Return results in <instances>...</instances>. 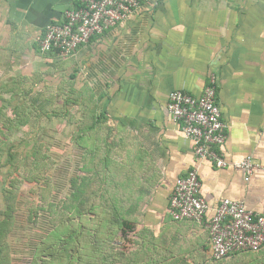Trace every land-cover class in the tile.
I'll return each mask as SVG.
<instances>
[{
  "label": "crops",
  "instance_id": "crops-1",
  "mask_svg": "<svg viewBox=\"0 0 264 264\" xmlns=\"http://www.w3.org/2000/svg\"><path fill=\"white\" fill-rule=\"evenodd\" d=\"M78 3L0 0L1 85L27 78L29 92L69 88L74 104L85 98L84 107L105 114L92 133L107 160L101 183L116 190L119 218L133 221L129 251L141 254V264H227L247 253L214 260L208 224L225 198L264 207V0L144 3L68 58L43 52L46 26L63 22ZM212 76L227 124L219 149L230 162L253 157L258 167L249 180L242 168L199 158L168 112L171 91L202 94ZM193 168L209 209L201 222L177 221L170 195ZM252 253L264 259V248Z\"/></svg>",
  "mask_w": 264,
  "mask_h": 264
},
{
  "label": "rangeland",
  "instance_id": "rangeland-1",
  "mask_svg": "<svg viewBox=\"0 0 264 264\" xmlns=\"http://www.w3.org/2000/svg\"><path fill=\"white\" fill-rule=\"evenodd\" d=\"M68 89L65 95L53 91L42 98L37 93L26 99L16 94L12 103L8 101L12 93L6 92V99L0 100V109L7 114L0 115V225L4 228L0 264H99L94 251L106 239L109 228L102 235L99 233L96 242V228L91 230L96 222L85 228L71 224L74 238L87 230V240L91 241L87 248L77 246L73 250L70 241L56 243L52 238V233L60 230L65 214H72V179L82 164V151L73 133L83 116V105L67 103L69 97L74 100ZM24 102L27 105L20 109V116L26 122L12 127L7 118H16L14 106ZM7 188L13 192L9 195L12 201L9 205L5 196ZM72 221L77 222L75 215ZM122 244L117 238L109 239L105 246L106 256L110 258L107 264L123 262ZM124 246L131 247L128 242ZM263 262L261 254L247 252L230 258L227 264Z\"/></svg>",
  "mask_w": 264,
  "mask_h": 264
},
{
  "label": "built area",
  "instance_id": "built-area-1",
  "mask_svg": "<svg viewBox=\"0 0 264 264\" xmlns=\"http://www.w3.org/2000/svg\"><path fill=\"white\" fill-rule=\"evenodd\" d=\"M158 0H79V5L66 10L63 22L46 26L40 47L43 52H55L67 58L88 43L93 36L126 20L144 3ZM168 112L181 124L186 138L195 144V153L218 167L242 168L246 180L258 167L247 155L238 162L226 160L219 149L227 139V124L217 103V85L213 76L202 94L176 89L169 93ZM197 168L177 179L170 195V212L174 220L203 221L209 205L201 194ZM211 254L214 260H224L240 252H259L264 248V207L260 211L247 209L241 201L225 198L209 221Z\"/></svg>",
  "mask_w": 264,
  "mask_h": 264
},
{
  "label": "trees",
  "instance_id": "trees-1",
  "mask_svg": "<svg viewBox=\"0 0 264 264\" xmlns=\"http://www.w3.org/2000/svg\"><path fill=\"white\" fill-rule=\"evenodd\" d=\"M27 82H28L27 78L26 79L21 78V79L11 80V82H7V84L2 85L0 88V100L6 99V97L4 96V93L6 92L12 93L10 99H8V101L11 103L13 102L12 100L15 99L14 96L16 94H22L24 99H26L31 95H33L34 93H37L39 95L38 98H42L46 94L53 93L50 87H46L44 90L29 92L30 87L27 84ZM58 90H60L58 91V93L60 92L61 94L68 93V92H64L65 91L64 87ZM60 93L59 95H61ZM82 96L84 97L85 95L83 94ZM83 99H84L83 101H80V103L83 105V116L78 120L77 128L73 133L74 141L82 151L83 166H80L78 173L74 174L72 179V183H73L72 186L73 192L71 194L72 196L71 200L73 202V207L71 208L72 214H70V212H67L65 214L67 216L66 217L67 219L63 218V224L60 230L58 232L55 230L52 233V238L55 240L56 243L70 241L73 250H75V247L77 246L78 248H83V247L87 248V246L90 247L91 244L89 242L91 241H88L86 237L87 230L85 233H83L84 232L83 231L81 234H79L77 237L74 238L72 232L70 231L71 224H73L72 227L77 225L78 228L79 227L85 228L86 225L93 226L94 222H96L95 224L96 227L91 228V230L96 228L94 232L95 234L94 241L96 242L99 241L98 238L99 233L101 234L105 232L106 228H109V233L107 234L105 233L106 239H103L100 243H98L96 245V248L98 249L94 251L95 252L94 257L99 264H107L109 262L110 258H107L106 256L108 251L105 252V246L108 243L109 239L113 241L114 238H117L119 242L120 241L123 242L122 244L123 263L121 264H141V254L139 252L136 253L133 251H129V249L124 246L126 242H128V244L133 243V240L131 238H128V235L134 232L135 230L133 221L119 218L116 190L108 189L107 187H104L101 183L103 173H101L100 167L107 160L105 161V159H102L100 157L99 155L100 151L98 148L99 140L98 138H96L95 135H92V133L94 132V129L99 128L98 125L101 121V118L105 117V114L103 112L98 114L97 107L95 106L91 108L84 107V105H86V99L85 98ZM67 103L73 104L75 103V101L71 100V97H69ZM26 105L27 104L25 102L22 105L21 104L15 105L13 111L17 117L16 118L8 117L7 123L11 124L12 127L13 126L18 127L20 123L26 122V119L20 116V109L25 108ZM95 105L98 106V104ZM0 115H3L5 117L7 116V114L3 112L2 109H0ZM89 119H94V121L90 122L88 121ZM3 129L4 127L1 128V132L3 131ZM87 152H89L90 155L89 160L92 164L89 168L87 167V162H88L86 157ZM1 155L2 154L0 153V159H1ZM10 156L12 157L13 154H10ZM96 185L98 187H96ZM7 191L8 192L7 194H5V196H6V201L8 202L7 204L9 205L12 202L10 199L11 196L9 195L10 193L13 192L11 189L8 188ZM74 215L77 217V222L72 221ZM91 217L94 218L91 219ZM85 222H87V224ZM3 229H4L3 226L0 225V240L2 239ZM63 234H65V236H63ZM125 240L126 242H124ZM130 248H132V245Z\"/></svg>",
  "mask_w": 264,
  "mask_h": 264
}]
</instances>
